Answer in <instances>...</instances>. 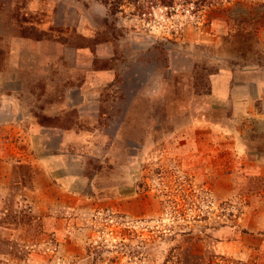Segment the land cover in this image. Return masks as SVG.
Here are the masks:
<instances>
[{"label":"rangeland","instance_id":"obj_1","mask_svg":"<svg viewBox=\"0 0 264 264\" xmlns=\"http://www.w3.org/2000/svg\"><path fill=\"white\" fill-rule=\"evenodd\" d=\"M0 264H264V0H0Z\"/></svg>","mask_w":264,"mask_h":264},{"label":"trees","instance_id":"obj_2","mask_svg":"<svg viewBox=\"0 0 264 264\" xmlns=\"http://www.w3.org/2000/svg\"><path fill=\"white\" fill-rule=\"evenodd\" d=\"M149 2H152L155 4L159 3V5H162V6H165V7H168V8H171L173 7V4L175 3V0H148ZM203 1V0H201Z\"/></svg>","mask_w":264,"mask_h":264}]
</instances>
